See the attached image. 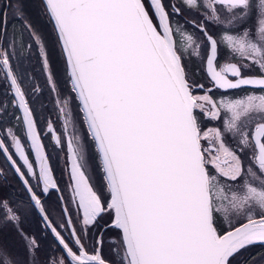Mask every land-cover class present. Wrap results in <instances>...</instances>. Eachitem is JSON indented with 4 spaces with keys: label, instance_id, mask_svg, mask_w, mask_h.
Masks as SVG:
<instances>
[{
    "label": "snow or ice",
    "instance_id": "1",
    "mask_svg": "<svg viewBox=\"0 0 264 264\" xmlns=\"http://www.w3.org/2000/svg\"><path fill=\"white\" fill-rule=\"evenodd\" d=\"M39 6L64 59L62 85L30 0H0V158L25 194L0 196V264H264V251L244 257L264 249V0ZM33 47L57 112L59 127L45 126L66 151L69 196L43 142L42 88L13 63ZM193 58L207 84L189 73ZM51 190L59 195L50 209L42 197ZM34 212L48 244L24 228Z\"/></svg>",
    "mask_w": 264,
    "mask_h": 264
},
{
    "label": "flooded vegetation",
    "instance_id": "2",
    "mask_svg": "<svg viewBox=\"0 0 264 264\" xmlns=\"http://www.w3.org/2000/svg\"><path fill=\"white\" fill-rule=\"evenodd\" d=\"M35 1V2H34ZM36 3V4H35ZM28 14L33 22V25L44 34L45 36V43L46 47L49 51L50 59L53 63V67L57 72V78L60 82H63L62 78L60 77V72L58 71V68L60 66V69L63 70V57L60 54L59 48L55 45V37L54 33L52 32V26L48 23L47 18L43 14L42 9L39 6V0H30V7L28 9ZM19 59L18 61H14L13 63H19L22 68H26L30 73H32L35 77V82L40 85L42 88V94L40 95L39 100L36 102V106L40 107L41 105H44L46 107L45 109H38L40 119V127L41 129H44L42 132V136L45 137L43 140L44 144L47 146V152L52 156L53 159V167L55 169L54 176L55 179L62 191V193L65 196H69V173H68V164L66 162V151H61L59 147H54V143L51 141V138L47 136L46 132V122L51 120L57 128L59 127V124L57 123V112L54 109V105L52 103V98L47 99V96L49 93L46 94L48 91V87L45 81V77L42 71V66L40 63V57L38 50L33 47L31 51H28L26 53L24 52H18L17 53ZM57 59H56V58ZM187 68L189 73L191 74L192 78L195 79L197 82H202L207 84V80L203 74V71L198 63V61L193 58L191 61H186ZM59 65V66H58ZM62 84V83H61ZM4 91L3 87V78L0 77V93ZM51 103L52 107H48L47 105ZM50 108L51 114L48 112ZM51 116H50V115ZM207 126H221L219 123H212ZM34 159V158H33ZM0 196H8L11 194H15L16 196H24V192L22 190V187L18 181L17 178L14 177L13 173L4 168V162L3 159L0 158ZM90 174L92 172L90 171ZM92 179L95 182L94 177L92 176ZM96 183V182H95ZM59 193H57L54 190L50 191V194L47 196H43L42 200L45 203L46 207L48 208H54L56 205L57 197ZM53 218L57 221L59 220L58 214L53 213ZM107 220V217L104 218V220L100 221V225L102 226L104 221ZM24 228L27 232L30 234H34L37 239L41 240L42 244H48L53 240V237L51 236L50 232L44 228L43 221H41V218L38 214V212L32 213L28 219L24 222ZM15 233V232H14ZM67 235V233H64ZM95 230H92L89 232V241L87 242L89 244V247L91 248V242L95 235H97ZM113 235L111 232L105 233L104 239V254L108 255V241L109 238ZM19 240V242H18ZM15 241V242H14ZM13 245L14 247L17 245L23 247V242L18 238L14 237ZM59 255V254H57Z\"/></svg>",
    "mask_w": 264,
    "mask_h": 264
},
{
    "label": "trees",
    "instance_id": "3",
    "mask_svg": "<svg viewBox=\"0 0 264 264\" xmlns=\"http://www.w3.org/2000/svg\"><path fill=\"white\" fill-rule=\"evenodd\" d=\"M35 2V1H34ZM36 4V3H35ZM56 58V57H55ZM57 59V58H56ZM63 61V70L62 69H60V66H59V68H58V71L60 72V73H64V60H62ZM57 73V72H56ZM59 73V74H60ZM58 75V74H57ZM62 78V77H61ZM62 80H63V78H62ZM47 93H49V92H46V94ZM50 94L47 96V99H49L50 97ZM48 107H52V105H51V103H49L48 105H47ZM38 109L40 108L41 109V107H38V106H36ZM94 173V174H93ZM93 177H94V179H95V182L97 183V184H100V181H101V177H100V174L98 173V172H95V170L93 169ZM262 251H264V249H262V248H259V247H253V248H251V249H249V251L248 252H246V253H244V257H247V258H252V257H256L257 255H258V253L259 252H262ZM240 259H243V257L242 258H240Z\"/></svg>",
    "mask_w": 264,
    "mask_h": 264
},
{
    "label": "rangeland",
    "instance_id": "4",
    "mask_svg": "<svg viewBox=\"0 0 264 264\" xmlns=\"http://www.w3.org/2000/svg\"><path fill=\"white\" fill-rule=\"evenodd\" d=\"M60 77H62L63 78V72L62 73H60ZM61 81V80H60ZM62 84H63V82H61ZM61 84V85H62ZM49 111V113L51 114L52 112L50 111V108L48 109ZM39 111H40V108H39ZM49 114V115H50ZM51 116V115H50ZM93 169L94 168H92L90 171L93 173ZM94 174V173H93ZM99 185V184H98ZM8 237H9V239L12 241H14V237H16V238H18V236H16V234L14 233V231H9L8 232ZM15 242V241H14ZM18 242H19V240H18ZM13 243V242H12ZM18 243H16V246L14 247V245H13V247H14V250L15 251H17V252H19L21 255H23V252H24V249H23V247L21 246V244L18 246L17 245Z\"/></svg>",
    "mask_w": 264,
    "mask_h": 264
},
{
    "label": "water",
    "instance_id": "5",
    "mask_svg": "<svg viewBox=\"0 0 264 264\" xmlns=\"http://www.w3.org/2000/svg\"><path fill=\"white\" fill-rule=\"evenodd\" d=\"M34 158V157H33ZM69 167V166H68ZM39 214V213H38ZM40 216V215H39ZM41 218V217H40ZM41 221H42V219H41Z\"/></svg>",
    "mask_w": 264,
    "mask_h": 264
}]
</instances>
